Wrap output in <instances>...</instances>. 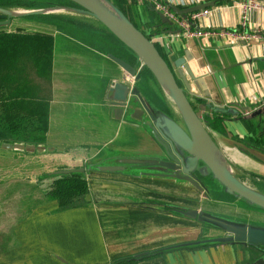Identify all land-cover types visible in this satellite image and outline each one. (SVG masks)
<instances>
[{"label":"crops","instance_id":"obj_1","mask_svg":"<svg viewBox=\"0 0 264 264\" xmlns=\"http://www.w3.org/2000/svg\"><path fill=\"white\" fill-rule=\"evenodd\" d=\"M121 1L125 16L154 42L183 88L173 63L189 56L185 63L196 81L180 68L189 82L193 109L233 175L264 194V0ZM156 3L181 9L208 3L209 13L191 21L192 29L207 34L185 35L169 18L164 20ZM242 3L257 5L248 11L244 25ZM45 14L50 13L19 15L2 29L52 39L46 97L36 93L34 79L26 82L25 96H16L17 128L23 130L24 121L32 125L31 136L22 135L19 143L46 149L2 150L6 159L16 161L15 173L30 163L39 169L40 161L51 168L89 166L158 154L143 122L169 117L184 126L161 80L94 18L67 13L40 17ZM107 54L135 67L139 79L134 81ZM112 82L137 89L119 116L107 98ZM16 83L20 85V79ZM24 100L29 107L21 104ZM41 108L47 116V143L39 141ZM135 109L143 111L141 119L134 118ZM141 171L65 173L78 175L69 180L65 200L39 203L15 219L1 245L0 264H258L264 259L259 246L204 241L226 235L208 219L264 228V209L227 191L209 174L194 173L200 191L186 181Z\"/></svg>","mask_w":264,"mask_h":264},{"label":"water","instance_id":"obj_2","mask_svg":"<svg viewBox=\"0 0 264 264\" xmlns=\"http://www.w3.org/2000/svg\"><path fill=\"white\" fill-rule=\"evenodd\" d=\"M76 4L81 10H83L88 16L94 18L100 22L105 28H107L113 35H115L126 47H128L137 56L141 66H147L161 80L167 93L173 100L174 104L178 108L181 117L183 119L184 126H181L169 117H162L155 120L153 117L151 121H144L143 125L150 129L151 134L160 151L158 154L150 155L149 157H120L115 158L113 163L109 164H92L87 168H77L73 170H56V174H65L69 172H124L132 168L140 169L142 174H148L152 176L169 177L179 179L190 183L197 190L202 191L200 181L196 178L194 173H198L201 176L211 175L213 179L219 182L225 187V189L232 194H235L239 198H242L252 205L264 209V194L257 192L241 181H239L234 175L227 177L218 172L197 150L198 144L204 139L214 145L222 157H225L221 150L215 146L210 139L207 131L205 130L199 116L193 109L188 97L187 91L190 90L189 82L186 80L184 73L180 67H183L190 76L191 80L196 81V77L189 70L188 65L185 63L189 60V56L186 58H178L174 61V66L177 69L176 73L182 80L184 88L181 87L178 82L175 73L170 68L169 64L161 56L157 50L154 42L150 40L147 34L142 30L135 27L128 18L109 0V4L113 9L120 15V18L125 24V28L120 24L119 20L111 12L93 4L89 0H69ZM209 4H200L191 6L189 8L181 9L177 6H170L171 10L176 14L183 17L188 13L199 11L203 8L208 7ZM60 8H71L68 6H55L45 9H31L28 11L19 12H8L9 15H25V14H41L50 13L53 10H59ZM161 14V13H160ZM165 21L168 18L161 14ZM8 23V22H7ZM125 29V30H124ZM124 30V31H123ZM125 33L129 35V39L138 43L144 50L147 51L149 56L154 61L157 68L151 66L145 62L142 58L141 52L138 48L130 44L129 40H126ZM108 58L114 61L120 66L127 74H129L133 80L139 79V73L135 67L131 66L124 60L113 54H107ZM109 95L107 98L111 104L115 106V112L117 116L121 115L123 110L128 109L129 106V95L133 96L137 93V89L130 87L121 82H112L109 88ZM264 109V108H263ZM134 113L138 114L134 116L136 119H141L142 110L135 109ZM140 113V114H139ZM2 149H21L27 152H35V150L43 151L45 146L43 145H32L23 143H2L0 144ZM228 164V163H227ZM201 166V167H200ZM192 215H196L194 212ZM201 216V214H200ZM207 220V219H202ZM208 221L215 226L224 230L226 235L217 236L204 240L208 243H230V244H243V245H255L263 248L264 250V228L253 227L246 224H240L236 222H230L221 220L218 218L208 219ZM258 264H264V259H260Z\"/></svg>","mask_w":264,"mask_h":264},{"label":"rangeland","instance_id":"obj_3","mask_svg":"<svg viewBox=\"0 0 264 264\" xmlns=\"http://www.w3.org/2000/svg\"><path fill=\"white\" fill-rule=\"evenodd\" d=\"M55 7V6H51ZM71 8H60L59 10H53L50 14H60V13H67L73 14L75 16H87V14L81 10L77 6H68ZM49 8V7H46ZM45 9V8H40ZM19 11H28L22 7H0V29H6L10 21L15 19L17 15H9L8 12H19ZM8 22V25H7ZM14 27V24L12 25ZM140 29V26H135ZM109 32V30L107 29ZM115 40L118 42L120 41L115 35ZM121 42V41H120ZM17 72L14 73L16 77V82L20 79V86L27 85L26 82H32L37 89L36 93H40V96L46 97L47 92V78L44 76H40L36 74L35 69H33L31 56L21 55L16 62ZM41 77L39 78L38 77ZM23 83V85H22ZM17 84V83H16ZM30 86V85H29ZM14 88L11 89H0V144L2 143H10L15 144L19 143V139L22 135L31 136V126L30 124H25L23 122L24 129L20 130L17 128V124L15 123L16 118V105H13L12 94ZM26 88H24L25 91ZM38 96V95H37ZM25 131L24 133H21ZM28 131V133H27ZM41 132V131H39ZM46 143L49 140L46 136L41 135L40 143L45 141ZM29 143V142H28ZM34 143H37L34 142ZM45 143V144H46ZM46 149V148H45ZM5 149L0 148V248L2 244H5L8 235L11 232L9 226H12V223L15 219H19L25 216L33 207L37 204L57 199V200H65V196L67 195V185L70 183L69 180H75L78 175L75 174H56L53 173L55 170L59 169H73L77 167H88V163L78 164L76 165H68V164H61L58 166H47L45 162L40 161V168H36L32 166V164H25L23 171L21 170L15 173L17 170V166L14 165L16 161L11 159H6L5 153L2 151ZM9 150L13 151H21V149H14L11 148ZM41 152L35 150L34 153ZM26 153V151H25ZM63 156V155H60ZM78 165V166H77ZM45 167V172L43 168ZM43 172V173H42ZM15 173V174H14ZM11 175V176H10ZM54 176V177H53ZM53 178V180L51 179ZM54 178H58L54 180ZM73 184L75 181H72ZM74 188V185L72 186ZM64 202V201H60ZM240 218L242 223H245L242 219H247L244 215ZM238 220V219H237ZM260 223V222H258ZM261 226L264 227V221ZM218 231L215 229V233ZM219 232V231H218Z\"/></svg>","mask_w":264,"mask_h":264},{"label":"trees","instance_id":"obj_4","mask_svg":"<svg viewBox=\"0 0 264 264\" xmlns=\"http://www.w3.org/2000/svg\"><path fill=\"white\" fill-rule=\"evenodd\" d=\"M113 5L120 9V11L127 16L124 10L121 8V0L112 1ZM51 6H77L76 4L70 2L69 0H0V7H22L25 9H37V8H46ZM78 7V6H77ZM52 17L53 14H45L41 18L47 16ZM57 21H62L56 19ZM63 22V21H62ZM69 22V21H67ZM105 28V27H104ZM107 31V28H105ZM110 32V31H109ZM111 33V32H110ZM114 37V35L111 33ZM115 39V38H114ZM118 43L124 46L130 53L132 52L128 47H126L122 42ZM51 50H52V39L48 36L40 34H22L20 31L17 32H6L0 30V89H11L14 88L12 99L13 105H16V96L17 95H26L28 86L16 84V77L14 73L17 72L16 62L20 55H30L32 57L33 64L35 66L37 74L40 76H47L50 70L51 62ZM111 53H114L115 49L112 47ZM166 61V60H165ZM24 88L25 91H24ZM25 104L26 107H29L27 102L24 100L21 104ZM193 107V106H192ZM40 120V137L43 135V131L46 130L47 116L45 111L41 108L40 113L38 114ZM40 139V138H39Z\"/></svg>","mask_w":264,"mask_h":264},{"label":"bare ground","instance_id":"obj_5","mask_svg":"<svg viewBox=\"0 0 264 264\" xmlns=\"http://www.w3.org/2000/svg\"><path fill=\"white\" fill-rule=\"evenodd\" d=\"M89 1L111 12V14L115 15L116 18L119 20L120 24L125 28V24L123 20L120 18V15L113 9V7L109 4V2H107L106 0H89ZM128 37L129 35L125 33V38H127L126 40H129L130 44H132L134 47L139 49V51L141 52L142 58L145 60V62L157 68L154 61L147 53V51L144 50L138 43L130 40ZM197 150L218 172H220L221 174L227 177H231L233 175L231 167L224 161V158L222 157L220 152L217 149H215L214 145L209 141V139H204V141H201L198 144Z\"/></svg>","mask_w":264,"mask_h":264},{"label":"built area","instance_id":"obj_6","mask_svg":"<svg viewBox=\"0 0 264 264\" xmlns=\"http://www.w3.org/2000/svg\"><path fill=\"white\" fill-rule=\"evenodd\" d=\"M257 5L252 4V3H242L240 4L241 8V17H240V22L242 25L246 23L247 17H248V11L252 8H256ZM155 8L161 10L164 15L169 18L172 22H174L179 28H181L184 32L185 35L187 36H200V35H206V32H201L192 29L191 27V21L194 20H199L203 17H205L208 13L209 10L204 8L199 11H194L192 12L188 17L182 18L176 13H174L168 6L161 5L156 3ZM239 38L241 39H248L247 36H240Z\"/></svg>","mask_w":264,"mask_h":264}]
</instances>
